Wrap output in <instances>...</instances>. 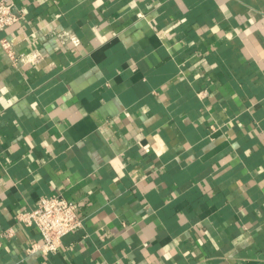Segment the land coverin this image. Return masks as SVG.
Instances as JSON below:
<instances>
[{"label": "crops", "instance_id": "obj_1", "mask_svg": "<svg viewBox=\"0 0 264 264\" xmlns=\"http://www.w3.org/2000/svg\"><path fill=\"white\" fill-rule=\"evenodd\" d=\"M11 1L0 264H264V0ZM52 194L82 225L30 252Z\"/></svg>", "mask_w": 264, "mask_h": 264}, {"label": "built area", "instance_id": "obj_2", "mask_svg": "<svg viewBox=\"0 0 264 264\" xmlns=\"http://www.w3.org/2000/svg\"><path fill=\"white\" fill-rule=\"evenodd\" d=\"M18 19L19 14L12 1L0 0V31L5 30ZM58 36L61 44L66 39H69L73 44L78 43V39L73 35L62 33ZM0 45L13 62H32L39 58L38 51L16 54L12 43L6 38L0 40ZM17 219L24 225H34L39 231L42 241L40 244H32L28 248L30 252L37 249H41L43 253L55 252L61 244L62 237L82 225V220L76 213L75 204L60 194L41 197L31 210L18 211Z\"/></svg>", "mask_w": 264, "mask_h": 264}]
</instances>
